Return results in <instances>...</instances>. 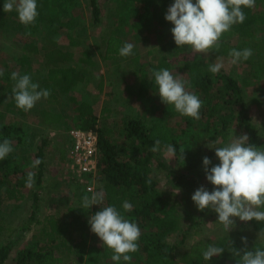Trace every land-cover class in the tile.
<instances>
[{"label":"trees","instance_id":"obj_1","mask_svg":"<svg viewBox=\"0 0 264 264\" xmlns=\"http://www.w3.org/2000/svg\"><path fill=\"white\" fill-rule=\"evenodd\" d=\"M0 2L5 3V0H0ZM75 2L76 0H63L62 3L58 0H37L39 15L34 24L25 26L14 19L10 23L13 28L14 25L18 27V30L28 28L32 33L41 25L48 26L47 41L40 46L35 42L25 43L19 63L24 68L21 75H30L32 81L38 83L41 89L50 90L51 94L46 99L49 102L59 100L63 94L75 88L78 82L85 78L83 68L77 64H83L87 68L93 69L96 66L88 51H83L80 53V57H77L73 52L65 51L57 44V37L62 31L70 40L71 45H77L76 37L73 35L76 30L75 21L70 13H66L67 9L70 10L71 5L73 6ZM173 2L174 0H119L118 8L113 12V16L117 17L121 24L129 23L136 31L150 27L154 20L160 26H166L169 22L165 20V14ZM88 3L94 23H101L99 0H88ZM243 11L246 15L245 21L242 24L233 25L230 31L224 33L219 49L212 50V54L214 57L229 54L232 48L229 41L235 37L249 40L255 45V58L259 67L264 71V39L259 36L260 31L264 28V0H256L255 7L244 8ZM10 13V18H15V16L18 18L15 11ZM114 24L111 23L113 27H107L101 37L105 46L104 59L117 61L119 48L122 47L118 36L122 32L118 31ZM34 35L32 34V36ZM37 57H41L45 69L43 67L34 68ZM138 61L137 57L135 59L137 66L139 65ZM83 67L85 68V66ZM186 69L192 79L193 87L201 95L203 101L200 118L206 119L207 127L214 129L213 136L225 144L230 139L231 132L240 129L248 135L249 143L264 149V137L260 135L257 123L249 114L239 82L226 74H213L208 70L209 68L202 70L198 61L186 65ZM136 70H140V68ZM90 72L91 70H88V73ZM15 83L12 80L8 86L0 84V121L5 112L12 110L21 115L26 112L16 107L12 93ZM148 88L146 79L141 80L137 95L142 94L140 98L144 97ZM86 108H88V104H82L79 108L80 113H84ZM29 111L32 114L40 113V121L44 127L60 123L62 120L60 114L52 113L49 108L42 111L32 108ZM90 115L82 123L80 122L77 128L96 130L99 134L98 180L101 186L97 191H102L104 194L102 205H93L89 209H83L82 206H71L63 218L49 215L39 220L40 193L45 191V150L48 145V141L45 140L46 136H43L44 140L36 153V158L41 161L38 166L32 167L27 164V167H32L28 171L23 170L26 164H13L14 166H12L9 160L12 161L14 157L11 153L3 160L4 162L0 161V172H3L5 176V180L0 181V198H5L8 202L25 198L20 189L27 187L28 173H35V182L31 192L32 210L19 230V234L29 231L35 224L40 225L39 234L33 235L29 246L18 252L14 264H55L58 258L55 255H59L62 250L68 253H77V257H74L75 264H83L92 233L88 220L91 215L100 210V207L108 205L116 206L125 218L137 223L140 227L139 251L131 255L132 260L145 258V264H242L241 256L236 254L237 251L243 255L245 250L264 249V242L256 241L245 244L241 240L242 234L238 235L236 232L222 234L211 241L199 240L191 247L185 246L186 250L181 252L179 249L186 244L187 237L193 235L191 233L193 227L190 226L181 231V219L178 216L179 204L174 201L168 203L165 199L158 181L153 176L154 164L168 172L170 176H176L178 172L171 169L159 157V151H150L157 139L161 141V149L165 144H173L176 147L178 140L174 129L158 121L144 122L143 119L128 117L123 118L117 128H112L100 125L99 119L92 112ZM190 118L187 117V119ZM108 119L109 116L108 118L106 116L104 121ZM22 126L21 124H6L5 121L0 122V142L7 138L11 141L12 146L13 141L14 144H21L23 140ZM97 126L99 127L97 128ZM21 131L22 133H20ZM12 175L17 177L13 180V184L10 178ZM8 176L10 179H6ZM74 182L81 186L76 181ZM19 187L21 188L19 189ZM3 189L6 191L4 195H2ZM125 201L131 203L130 211H124L122 205ZM248 222L256 232L264 230V222L256 220ZM5 231H11V228L6 227L5 221L0 219V236L7 233ZM176 235L178 237L181 235L180 240L172 243L170 239ZM9 237H11L10 234H7L6 238ZM19 240L17 238L7 239L0 245V264H7ZM209 244L223 248L224 252L205 261L202 251ZM112 255V250L105 246L103 253L101 252V259L105 262ZM66 258L68 261L71 260ZM132 260L130 264H133ZM120 263L125 264L123 261Z\"/></svg>","mask_w":264,"mask_h":264},{"label":"rangeland","instance_id":"obj_2","mask_svg":"<svg viewBox=\"0 0 264 264\" xmlns=\"http://www.w3.org/2000/svg\"><path fill=\"white\" fill-rule=\"evenodd\" d=\"M58 1L62 3L63 0ZM118 2L119 0H99L102 22L95 24L88 0H76L73 6L71 5L70 10L67 9L66 13H70L75 21L76 30L73 35L76 37L77 45H71L70 40L62 31L59 32L57 43L65 51L73 52L77 57H80V53L84 49L88 51L90 56L97 61L98 67L105 71V78L112 83H109L108 86L110 92L106 99V105L108 108H113L115 112L112 115L110 114L111 116L104 122V126L117 128L123 118L135 117L145 120L144 122L158 121L174 129L178 140L176 155L171 156L161 150L159 151V157L178 174L170 176L168 172L154 164L155 172L153 176L158 181L159 188L164 193L167 202L174 201L179 204L178 216L181 219V231L190 226L193 227V230H191L193 235L187 237L186 244L179 250L181 252L185 251L186 247H191L199 240L211 241L222 234L236 232L238 235L242 234V237H247V242H264V237L259 236V232H256L248 221L234 218L235 225L228 232L223 224L218 221L217 213L210 209L198 210L191 199L195 190L200 186H204L207 190L212 191L214 187L206 180L203 158L207 156L211 159L212 164L209 165V168L218 164L219 160L215 156L214 147H220L224 144L220 139L213 136L214 129L207 127L206 119H187L186 116H181L176 112L173 105L163 103L153 76L155 70L166 68L173 75L186 81L187 90L194 92L201 99V95L193 87L186 65L198 61L203 70L209 68L210 63L222 61L224 67L218 74L229 75L239 82L243 89L249 114L253 121L257 123L260 135L264 137V71L259 67L255 58V45L249 40H241L237 37L231 39L229 41L232 47L231 50L250 48L253 52L248 60H241L238 64L233 65L229 54L214 57L212 51L205 55L194 52L189 46L177 47L171 33L173 25L170 22L166 26H160L154 20L150 27L143 28L141 31L134 30L129 23H119L117 17L113 16V12L118 8ZM3 5L4 3L0 2V71L3 72V75L0 76V84L8 86L12 83L11 73L14 71L21 73L24 70L19 63L24 44L35 42L39 46L43 45L49 37V29L47 25H41L39 29L32 33L28 28L18 30L16 25H14V28L11 27L12 20L19 21V19L16 16L10 18L11 13L4 12ZM111 23H115L114 25L118 28V31L122 32L120 37L123 44L126 42L134 44L133 54L127 57L120 56L117 61L103 58L105 46L102 43L101 36L107 27H113ZM260 33L259 36L264 39V28ZM32 34L35 35L32 36ZM137 57L139 58L138 66L135 64ZM36 59L34 68L43 67L41 57ZM78 65L82 67L81 64ZM138 67L140 70H136L139 69ZM90 70L91 73L88 74L87 80L88 83L90 82V88L93 89L96 81V79L94 80L96 69L90 68ZM118 78L120 79L118 80ZM144 78L149 85L145 97L140 98L142 94L137 95L139 89L130 88L127 90L125 84H122V81L126 80L129 84L134 85L135 82L140 83L141 80H145ZM124 98L126 99L124 100ZM38 103L39 101L33 107L34 109L37 108ZM67 112L71 113L70 110H67ZM32 115H30V121L32 124L37 123L34 114ZM10 117L11 119L6 121L7 124L14 119L12 115ZM76 126L59 131L56 135H53L51 131L42 132L44 135L41 134L39 143L41 144L44 140L43 136H46L47 144L50 142L51 144H48L45 150V191L40 193L39 220L49 215H57L59 218H63L68 213L69 207L82 206L84 194H91L83 187L78 186L74 180L64 175V167L67 163V155L71 144L69 132L73 128H77ZM242 133L240 129H236L231 132L230 139L234 136L239 137ZM230 139L228 142H230ZM181 150H184L183 159L180 157ZM100 186L101 183L97 180L95 192ZM31 192L30 188L27 189L24 193L25 198L22 200L8 202L5 198H0V219L5 221L6 227L11 228V231H5L7 233L0 236V245L7 239H20L15 245L7 264H14L18 252L29 246L33 235L39 234L40 225L36 224L29 231L19 234V230L32 210L33 197ZM5 209L7 211H4ZM7 234H10L11 237L6 238ZM180 236L172 237L171 242L179 241ZM104 247L99 237L92 232L83 264H116L111 260V257L104 259L105 262L102 261L101 252L103 253ZM74 254L71 255V253L62 250L59 255H55L58 257L55 264H65V259L66 264H70L66 257H77L78 254ZM132 263L145 264V258L142 260L133 259Z\"/></svg>","mask_w":264,"mask_h":264},{"label":"clouds","instance_id":"obj_3","mask_svg":"<svg viewBox=\"0 0 264 264\" xmlns=\"http://www.w3.org/2000/svg\"><path fill=\"white\" fill-rule=\"evenodd\" d=\"M255 3L256 0H174L167 9L165 20L173 25L171 33L177 47L189 46L194 52L207 55L212 50L219 49L224 33L230 31L233 25L245 21L243 9H251L255 7ZM37 8V0H5L3 5L4 12L15 11L20 23L25 26L35 23L39 15ZM133 49L134 44L126 42L119 48V55L130 56ZM252 54L250 48L232 49L229 56L231 63L235 65L241 60H248ZM223 67L222 61L213 62L209 64L208 70L218 74ZM2 75L3 72L0 71V76ZM153 76L163 103L173 105L181 116L200 119L203 101L197 94L187 90L186 81L166 68L155 70ZM11 79L16 82L12 88L16 107L26 112L51 94L50 90L41 89L38 83H34L28 74L21 75L14 71L11 73ZM214 149L218 164L209 168L211 159L207 156L203 158L206 180L214 186L213 190L209 191L200 186L191 196L198 210L210 209L217 213L218 221L228 232L235 225L234 218L264 222V210H261L264 209V149L249 143V137L244 133L239 137H232L230 142ZM161 150L171 156H175L177 152L173 144H165L161 149V141L157 139L150 151ZM12 152V143L5 138L0 142V161ZM180 157L184 158V150L180 151ZM40 163L37 159L33 167ZM34 177L35 173H28V187L33 186ZM103 202L102 191L92 192L82 197L81 208L89 209L93 205L100 206ZM122 207L125 212L132 209L128 201H125ZM88 223L103 245L112 250V261L116 264L121 261L130 264L131 254L139 251L141 229L137 223L125 218L114 205L100 207L99 211L90 216ZM258 235L264 237V230ZM241 240L247 244V237H241ZM223 252V248L209 244L202 251V256L205 261H209ZM236 254L241 256L242 264H264V249L245 250L243 255L237 251Z\"/></svg>","mask_w":264,"mask_h":264},{"label":"crops","instance_id":"obj_4","mask_svg":"<svg viewBox=\"0 0 264 264\" xmlns=\"http://www.w3.org/2000/svg\"><path fill=\"white\" fill-rule=\"evenodd\" d=\"M120 36L121 35H119L118 38H120L122 42V46H123V40ZM57 44L59 45V43ZM83 51H86V50L84 49ZM92 59L94 60L96 64L94 68L96 69V75L94 74L95 75L94 80L96 79V81H95V84L93 85V89L90 88V84H89L90 82L88 83V80H87L88 74L91 73V72L88 73V70L90 71V68L85 67L86 68L85 69L83 66H86V65L82 64L83 71L85 72V78L80 80L75 88L71 89L68 93L63 94L57 101L49 102L48 100L42 98L38 103L37 108L39 110L42 111L46 108H49V110L52 113L60 114L62 116V120L60 121V123L51 124L49 127L48 126L44 127V125L40 121V113L38 114L33 113L34 117L37 119L36 121L37 123H34V124H32V122L30 121V115H32L30 111L25 112V114H22V115L19 112L12 111V110L3 113L4 117H2V120L0 122L5 121L6 123V121L11 119L10 115H12L14 119L11 123H9L10 125L12 124L13 125H20V124L23 125L22 126L23 128L22 129L23 131L22 139L23 140L21 141V144H14V141H13V152L11 153V155L12 157H14V159L12 161L9 160L11 162L9 163L12 164V166H14L13 164H17V165L26 164L23 168L24 171L26 170L28 171V169H32L34 162L37 160L36 153L38 152L39 146L41 145L39 142H40V137H41L42 132L51 131L53 135H56V133L59 131H62L68 128L70 129L72 127H75V125L78 126L80 122L82 123L84 119H87L89 116H91L90 115L91 112L95 117L99 119L98 120L99 123L101 125H104V122H106L104 121L105 117L107 116L108 118V116H111L115 112L113 108H108L106 105V99H107L108 93L110 92V90L108 89V86H109V83L110 84L112 83L108 81L107 78H105L104 76L105 71L102 70L101 67H98V63L95 60V58H92ZM130 72L132 73L131 70ZM122 76H125V75H122ZM119 79L120 78H118V80ZM117 84L119 85V82ZM122 84L123 85L125 84V88L127 90H129L130 88L139 89L138 88L139 83L137 82L133 83L134 85H132V84H129L126 80H123ZM125 99L126 98H124V100ZM84 103L88 104V108H86L84 113L81 114L79 108ZM129 103L131 104L130 100H129ZM67 110H70L71 113L69 114ZM104 110H107V111H104ZM98 127L99 126H97V128ZM22 131L20 133H22ZM48 144L50 145L51 142ZM27 164H29L30 166L32 165V167H27ZM18 174L21 175L20 173ZM9 176L6 179H8ZM10 178L12 179V184H13L14 182L13 180L17 177L12 175ZM3 179L5 180V176L3 175V172H0V181H2ZM20 188L21 187H19V189ZM29 188H30V191H32L31 190L32 187H28V186L25 189H20L21 194L25 195L24 193ZM4 192H6L5 189L2 190V195H4ZM71 255H75V254L71 253ZM74 257L70 258L71 259L69 261L70 264H75L76 259Z\"/></svg>","mask_w":264,"mask_h":264},{"label":"built area","instance_id":"obj_5","mask_svg":"<svg viewBox=\"0 0 264 264\" xmlns=\"http://www.w3.org/2000/svg\"><path fill=\"white\" fill-rule=\"evenodd\" d=\"M64 175L83 186L88 193L95 192L99 177V134L96 130L74 128Z\"/></svg>","mask_w":264,"mask_h":264}]
</instances>
